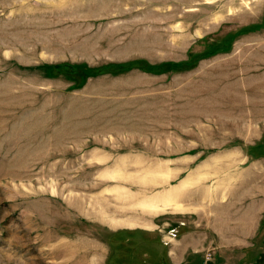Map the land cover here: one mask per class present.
<instances>
[{"label":"rangeland","instance_id":"374dc122","mask_svg":"<svg viewBox=\"0 0 264 264\" xmlns=\"http://www.w3.org/2000/svg\"><path fill=\"white\" fill-rule=\"evenodd\" d=\"M0 264H264V0H0Z\"/></svg>","mask_w":264,"mask_h":264},{"label":"trees","instance_id":"16d2710c","mask_svg":"<svg viewBox=\"0 0 264 264\" xmlns=\"http://www.w3.org/2000/svg\"><path fill=\"white\" fill-rule=\"evenodd\" d=\"M112 66H114L113 64H112ZM65 67H71V68H75V65H68V64H66V63H62V64H57V65H54V66H46V69H51V68H57L56 70H58L57 72H60V70H63ZM79 70V69H78ZM73 71H75L76 72V70L75 69H73ZM80 71H82V75H81V73H79V75H78V73H77V76H78V79L76 80V79H73V83H75V84H77V85H79V84H81L83 81H84V79H85V77L86 76H88L89 75V73H92V74H96V72L95 71H91V72H85V71H83V70H80ZM107 71H109V70H107ZM106 71V72H107Z\"/></svg>","mask_w":264,"mask_h":264},{"label":"bare ground","instance_id":"6f19581e","mask_svg":"<svg viewBox=\"0 0 264 264\" xmlns=\"http://www.w3.org/2000/svg\"><path fill=\"white\" fill-rule=\"evenodd\" d=\"M168 202V201H167ZM115 222H117L116 220L113 222V224H115Z\"/></svg>","mask_w":264,"mask_h":264},{"label":"crops","instance_id":"0c3cea01","mask_svg":"<svg viewBox=\"0 0 264 264\" xmlns=\"http://www.w3.org/2000/svg\"><path fill=\"white\" fill-rule=\"evenodd\" d=\"M209 215H211V214H209ZM209 215H207V216H209Z\"/></svg>","mask_w":264,"mask_h":264}]
</instances>
